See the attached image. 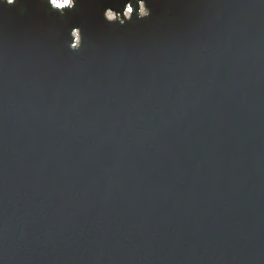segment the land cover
I'll use <instances>...</instances> for the list:
<instances>
[{"label": "water", "instance_id": "water-1", "mask_svg": "<svg viewBox=\"0 0 264 264\" xmlns=\"http://www.w3.org/2000/svg\"><path fill=\"white\" fill-rule=\"evenodd\" d=\"M130 2L0 0V264H264V0Z\"/></svg>", "mask_w": 264, "mask_h": 264}, {"label": "clouds", "instance_id": "clouds-1", "mask_svg": "<svg viewBox=\"0 0 264 264\" xmlns=\"http://www.w3.org/2000/svg\"><path fill=\"white\" fill-rule=\"evenodd\" d=\"M17 0H7V4H15ZM48 5H51L52 8L55 10L59 9L61 10V13H63V9H72L75 8L77 4V0H46ZM138 10L135 12H138L136 18L137 19H143L147 18L152 13V8L149 6V0H138ZM103 16L105 20L109 23H116L118 22L120 25H124L129 21H132L134 18V9L132 7V4L129 0V3L127 4L126 11L121 15L118 14V12L113 11L111 7H107L106 10L103 12ZM76 28L79 29L77 32V44L74 48H71L73 50H79L83 46L84 36L82 29L77 26Z\"/></svg>", "mask_w": 264, "mask_h": 264}]
</instances>
